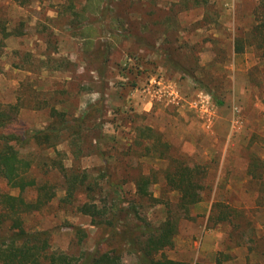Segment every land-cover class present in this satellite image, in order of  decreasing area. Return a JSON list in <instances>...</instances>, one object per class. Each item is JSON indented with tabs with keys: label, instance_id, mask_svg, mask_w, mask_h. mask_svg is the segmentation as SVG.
<instances>
[{
	"label": "rangeland",
	"instance_id": "obj_1",
	"mask_svg": "<svg viewBox=\"0 0 264 264\" xmlns=\"http://www.w3.org/2000/svg\"><path fill=\"white\" fill-rule=\"evenodd\" d=\"M86 1L0 0L6 30L18 27L7 37L0 33V106L18 104L13 128L41 129L52 118L50 107L76 116L103 98L100 113L86 122L100 138L84 129L81 152L74 151L66 133L56 146L19 148L32 158V174L48 177L56 187L48 204L24 215V226L49 230L52 251L82 260L95 248H116L124 264H137L110 226L94 224L90 216L60 203L64 190L55 165L60 160L64 167L97 176L106 157L118 185L108 188L115 196L107 203L129 209V214L120 212L123 224L157 225L166 217L165 203L174 207L177 196L162 175L170 163L158 157L163 151V157L195 166L202 189L190 218L179 219L173 245L161 253L186 264L216 259L264 264V36L250 38L252 44L239 55L232 50L234 32L246 37L264 18V0H208L205 7L193 0H104L101 13L87 11L95 28L93 48L87 51V36L70 20ZM206 12L218 22L204 21ZM114 15L124 19L126 30L119 32L124 36H117L105 70L98 72L101 59L95 48L111 39ZM139 21L149 28L139 34L147 42L133 38ZM166 48L211 92L222 95L223 105H216L192 77L164 64ZM129 80L136 86L130 87ZM144 127L150 129L141 133ZM138 173L156 180L149 189L157 201L136 196L132 178ZM4 186L0 183V191L17 194ZM24 194L32 196L31 191ZM77 198L85 200L80 192ZM220 208L227 220L215 219Z\"/></svg>",
	"mask_w": 264,
	"mask_h": 264
},
{
	"label": "trees",
	"instance_id": "obj_2",
	"mask_svg": "<svg viewBox=\"0 0 264 264\" xmlns=\"http://www.w3.org/2000/svg\"><path fill=\"white\" fill-rule=\"evenodd\" d=\"M14 1L24 4V1L27 0ZM103 1L87 0L79 11L74 10L72 12L71 23H76L77 27L81 28L87 36L88 41L84 46L86 51L93 48L92 36L95 34L94 26L88 22L87 11L93 14L101 13L103 7L99 4ZM109 1L118 2V0ZM207 2L208 0H193L195 5L203 7L206 6ZM214 14L215 16L218 15ZM203 20L209 23L218 22L217 18L214 19L209 12L203 13ZM5 21L6 19L0 16V33L3 37L11 35L18 29V27H14L13 30L7 31ZM111 21L113 22L111 39L105 42L103 48H95V53L101 59V63L97 67L98 72L105 70L108 55L111 49L116 46L117 36H124L119 32L126 30L123 18L114 15L111 17ZM143 32H149V28L147 24L140 22L138 34L134 35L133 38L137 42H143L144 37L139 35ZM263 36L264 18L259 20L258 24L251 26L246 37L243 36V31L241 33L235 31L232 40L234 55H239L244 51L245 46L252 44L250 38ZM144 42L147 41L144 40ZM166 49L162 52V55H164L162 62L164 64L192 77L202 89L210 92L216 105H223L222 95H218L214 91L211 92L208 83L202 78L196 77L185 65L171 57L170 51L168 48ZM134 59H137V57ZM128 85L134 87L136 83L134 80H129ZM102 103L103 98L101 97L98 101L88 104L84 111L76 116L69 114L68 109L59 110L50 107L51 120L41 129L30 131L13 128V124L16 121L18 122V104L7 103L0 106V183L8 189L17 190V194L4 189L0 191L1 264H124L122 253L116 248L103 251L95 248L87 253L82 260L62 251H52L50 250L49 230L30 229L24 226V215L37 211L48 204L56 195V187L48 177H44V175L36 177L32 174V158L29 153L24 154L19 148L29 143L38 146H56L61 141L60 136L66 133V140L74 147V151L76 153L81 152L79 146L81 135H83L84 129L88 128L89 131L93 126H88L86 122L93 117L95 112L100 113ZM94 126L96 127L98 124L96 123ZM149 129L150 127H144L140 132L143 133L144 130L148 131ZM92 130L89 133H92V136L98 140L100 133L94 135ZM95 147L98 150L97 152L101 153L98 146L95 145ZM157 155L166 158L170 162L162 175L165 181L174 185L177 192L174 207L168 202L165 203L166 217L157 225H152L146 221L135 225L123 224V220L120 219V212L123 211L125 214H129V209L120 207L116 203H107V197L114 198L115 196V191H110L108 188H116L118 185L115 184L117 181H114L112 177L114 166L106 157L102 158L97 176L92 175L86 169L75 168L73 165L64 167L59 160L55 165V170L61 177L64 190V196L59 201L63 206L70 205L77 212L90 216L94 224L110 226V233L123 240L126 251L135 256L137 264H186L184 261L168 258L161 251L173 245L179 219L190 218L191 207L201 199L202 184L195 166L190 167L184 161H179L170 155L163 157V151H159ZM132 181L135 194L139 199L158 200L151 195L149 189V186L156 181L151 177V174L138 173L132 178ZM26 191H31L32 196H25L24 192ZM79 192L84 194L85 200L83 202L78 201L77 194ZM220 210L215 219L218 221L227 220V212L221 208ZM120 223L123 225H120ZM118 225H120V228H118ZM78 232L82 234L81 231ZM220 262V259H216L211 264H220ZM195 264L204 263L196 262Z\"/></svg>",
	"mask_w": 264,
	"mask_h": 264
}]
</instances>
